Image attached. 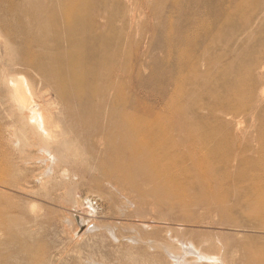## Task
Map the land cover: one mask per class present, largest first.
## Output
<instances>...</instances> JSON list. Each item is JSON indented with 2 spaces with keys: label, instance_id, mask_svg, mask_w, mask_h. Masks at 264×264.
<instances>
[{
  "label": "rangeland",
  "instance_id": "374dc122",
  "mask_svg": "<svg viewBox=\"0 0 264 264\" xmlns=\"http://www.w3.org/2000/svg\"><path fill=\"white\" fill-rule=\"evenodd\" d=\"M54 2L0 0V39L6 41L0 42V57L5 52L23 57L26 29L18 25L29 24L32 12L50 10ZM229 3L90 0L87 10L103 11L97 23L107 26L104 31L108 30V44L113 47L108 56L115 62L109 78L116 85L123 83L129 108L138 105L150 118L170 120L177 126L184 125V119L202 125L209 123V110L224 98L214 92L217 87L222 94H232L228 102L238 116L225 114L213 121L230 122V131H240L241 139L248 137L254 147L261 112L257 109L264 108V4L243 11L235 23L226 25ZM204 6L208 13L201 12ZM210 19L217 22L215 29L219 24L224 29L215 39L204 34ZM11 28L18 30L16 34ZM27 70L32 95L44 113L54 116V127L63 131L60 138L82 148L79 155L71 150L61 153L60 167L68 172L65 177H40L42 163L21 160L35 153L37 144L26 148L24 155L16 146L22 113L10 103L9 90L0 82V264H173L161 245L178 250L179 240H188L211 256L231 251L229 264H252L254 250L264 245V218L246 214L242 203L235 205L234 196L224 207H198L149 190L140 192L116 175L100 173L94 167L98 160L88 154L100 151L98 139L83 136L88 127L83 121H67L68 116L90 115L94 104L85 109L75 100L63 101L54 89L56 74L43 76ZM99 71L102 84L108 73L104 68ZM239 77L251 89L252 100L236 95ZM175 93L182 96L177 112H171L168 102ZM23 127L25 132L27 125ZM148 184L152 188L148 182L143 188ZM87 223L91 226L85 231ZM193 256L192 252L183 255L185 261Z\"/></svg>",
  "mask_w": 264,
  "mask_h": 264
},
{
  "label": "bare ground",
  "instance_id": "6f19581e",
  "mask_svg": "<svg viewBox=\"0 0 264 264\" xmlns=\"http://www.w3.org/2000/svg\"><path fill=\"white\" fill-rule=\"evenodd\" d=\"M89 1L55 0L50 10L32 12L29 24L18 25L21 29H26L23 57L12 56L9 52L0 57V82L9 90L10 103L22 113L19 118L21 127L25 128V124L27 125L25 132L19 128L21 139L15 140V144L19 145L22 155L31 144H37L36 152L21 160L42 163L44 168L40 177L52 174L63 178L68 172L60 167V163L64 161L61 153L71 150L76 155L80 154L79 149L82 147L60 138L63 131L54 127V116L44 113L45 108L36 102L27 69L43 76L44 73L47 76L56 74L54 89L60 99L65 102L75 100L82 103L81 106L85 109L91 108L90 103L94 104L95 108L90 109V115L80 118L68 116L67 121L72 124L83 121L88 126L83 131V136L98 139L100 151L89 150L88 154L93 161L98 160V166L95 164L94 167L100 173L109 177L116 175L117 180L129 184L130 188L139 189L140 192L149 190L157 196L198 207H224L234 196L235 205L242 203L246 214L264 218V113H261L264 108L257 109V113L261 112L257 119L259 126L255 136L257 144L254 147L246 140L248 137L241 139L240 131H230V122L213 121L220 115L229 114L232 118L238 116L233 104L228 102L232 94H222L217 87H214V92L219 98H224L219 100L220 105L215 104L209 110V123L202 125L188 124L184 119L183 122L186 123L177 126L165 118L164 121L159 117L150 118L141 112L138 105L133 104L129 108L123 83L116 85L109 78L115 62L112 55L108 56L113 47L108 44V30L104 31L107 26L97 23L103 11L89 12ZM229 1L226 19L230 22L226 25L235 23L246 10H255L264 4V0ZM205 9L206 6L201 12L208 13ZM208 17L210 16L207 15L206 18ZM246 19L248 21L249 17ZM206 22L204 34L209 38L215 39V36L218 37L217 32L224 30L221 24L215 29V20ZM11 29L12 34L18 31ZM3 39H0L1 43H4ZM101 68L108 73L102 84ZM235 82L238 86L236 95L248 96L252 100L251 89L249 86L244 87L243 79L239 77ZM177 86L180 87V84ZM181 96L175 93L170 98L168 103L171 112H177ZM67 110L71 112L70 109ZM236 123L241 124V121ZM54 181L56 180L53 179ZM147 182L152 188H149V184L148 188H143L142 185ZM0 185L2 186L1 179ZM157 200L162 201L161 198ZM83 225H86L85 231L91 226L89 223ZM178 242V250L168 244L161 245L164 252L171 256L173 264H229L233 261L231 251L224 256L222 253L211 256L188 240ZM223 248L227 249V246L224 245ZM254 251L250 260L253 261L252 264H264V245ZM181 252H184V257L188 253H194L193 259L185 261Z\"/></svg>",
  "mask_w": 264,
  "mask_h": 264
}]
</instances>
